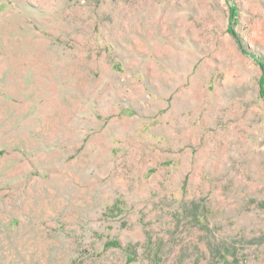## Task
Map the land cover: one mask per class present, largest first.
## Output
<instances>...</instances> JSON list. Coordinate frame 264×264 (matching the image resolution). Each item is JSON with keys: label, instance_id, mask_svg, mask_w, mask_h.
Listing matches in <instances>:
<instances>
[{"label": "rangeland", "instance_id": "1", "mask_svg": "<svg viewBox=\"0 0 264 264\" xmlns=\"http://www.w3.org/2000/svg\"><path fill=\"white\" fill-rule=\"evenodd\" d=\"M0 264H264V0H0Z\"/></svg>", "mask_w": 264, "mask_h": 264}, {"label": "trees", "instance_id": "2", "mask_svg": "<svg viewBox=\"0 0 264 264\" xmlns=\"http://www.w3.org/2000/svg\"><path fill=\"white\" fill-rule=\"evenodd\" d=\"M120 244L116 241V240H113V241H110L108 243H106V246L109 247V246H119Z\"/></svg>", "mask_w": 264, "mask_h": 264}]
</instances>
